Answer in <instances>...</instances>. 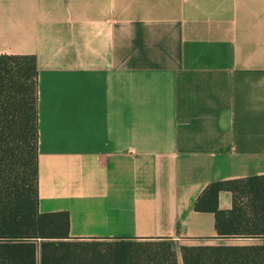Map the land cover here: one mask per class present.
<instances>
[{"label": "crops", "instance_id": "obj_1", "mask_svg": "<svg viewBox=\"0 0 264 264\" xmlns=\"http://www.w3.org/2000/svg\"><path fill=\"white\" fill-rule=\"evenodd\" d=\"M1 55L35 60L39 212L70 238L262 245L194 205L264 176V0H0Z\"/></svg>", "mask_w": 264, "mask_h": 264}, {"label": "trees", "instance_id": "obj_2", "mask_svg": "<svg viewBox=\"0 0 264 264\" xmlns=\"http://www.w3.org/2000/svg\"><path fill=\"white\" fill-rule=\"evenodd\" d=\"M38 141L35 60L1 55L0 264H178L169 243L72 239L68 214H41ZM223 191L232 195L229 211L218 208V195ZM194 210L214 215L219 238L260 239L262 245L182 247L183 264H264V176L212 183ZM105 241L119 244L103 251L100 242Z\"/></svg>", "mask_w": 264, "mask_h": 264}, {"label": "rangeland", "instance_id": "obj_3", "mask_svg": "<svg viewBox=\"0 0 264 264\" xmlns=\"http://www.w3.org/2000/svg\"><path fill=\"white\" fill-rule=\"evenodd\" d=\"M133 244H137V245H161L163 243H169L172 250L175 252L176 254V259L178 264H183L182 263V252H181V248L182 247H204V246H188L185 244H182L180 242H166V241H157V242H151V243H144V242H132ZM101 246L100 249L105 251V250H111V249H115L117 247V245L119 244L118 241H105V242H100ZM181 244V245H180ZM153 249H155L156 247H152Z\"/></svg>", "mask_w": 264, "mask_h": 264}]
</instances>
